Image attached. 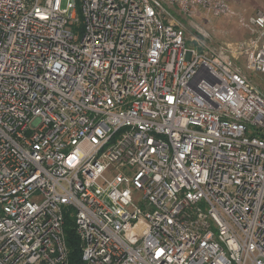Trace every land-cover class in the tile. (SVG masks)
<instances>
[{
	"label": "built area",
	"instance_id": "2783aa9c",
	"mask_svg": "<svg viewBox=\"0 0 264 264\" xmlns=\"http://www.w3.org/2000/svg\"><path fill=\"white\" fill-rule=\"evenodd\" d=\"M198 6L0 0V264H69L67 215L86 264H264V10Z\"/></svg>",
	"mask_w": 264,
	"mask_h": 264
},
{
	"label": "rangeland",
	"instance_id": "374dc122",
	"mask_svg": "<svg viewBox=\"0 0 264 264\" xmlns=\"http://www.w3.org/2000/svg\"><path fill=\"white\" fill-rule=\"evenodd\" d=\"M229 4L230 11L220 15H215L211 11L200 6L195 8L193 15L186 16L178 13L176 8L167 7L173 15L186 24L187 32L191 35H198L199 28L209 33V39L213 43L224 42L227 45L236 40H245L250 36L249 30L242 24L247 20L258 8L264 10V0H226ZM77 36L80 37L81 32L77 30ZM188 45L195 46L191 40ZM245 57H242L239 63L245 69ZM247 70V68H246ZM252 81L260 86L264 91V73L250 72Z\"/></svg>",
	"mask_w": 264,
	"mask_h": 264
},
{
	"label": "trees",
	"instance_id": "16d2710c",
	"mask_svg": "<svg viewBox=\"0 0 264 264\" xmlns=\"http://www.w3.org/2000/svg\"><path fill=\"white\" fill-rule=\"evenodd\" d=\"M66 241L69 248V264H86L82 258V242L76 231L74 219L67 215L65 221Z\"/></svg>",
	"mask_w": 264,
	"mask_h": 264
},
{
	"label": "crops",
	"instance_id": "0c3cea01",
	"mask_svg": "<svg viewBox=\"0 0 264 264\" xmlns=\"http://www.w3.org/2000/svg\"><path fill=\"white\" fill-rule=\"evenodd\" d=\"M250 34V33H249Z\"/></svg>",
	"mask_w": 264,
	"mask_h": 264
}]
</instances>
